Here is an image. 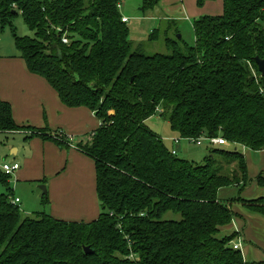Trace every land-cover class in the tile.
I'll return each instance as SVG.
<instances>
[{
	"label": "trees",
	"instance_id": "1",
	"mask_svg": "<svg viewBox=\"0 0 264 264\" xmlns=\"http://www.w3.org/2000/svg\"><path fill=\"white\" fill-rule=\"evenodd\" d=\"M120 2L0 0L1 27L20 13L34 32L13 34L28 70L63 104L86 107L100 122L74 145L94 162L100 212L93 220L22 216L11 201L10 175L0 169V264H264L244 259L232 245L235 231L225 229L235 215L231 202L264 216V196L219 199L231 181L213 152L236 164L238 190L251 180L264 185V175L250 179L236 147H213L205 163L179 158L146 124L159 109L179 138L222 136L264 150V77L255 63L264 59V0H222L220 15L193 20L192 44L166 38L168 52L152 54L133 48ZM159 2L141 0L140 10ZM64 32L69 44L61 42ZM22 129L51 135L17 124L0 99V132ZM52 138L68 145L59 132ZM167 212L180 218H163Z\"/></svg>",
	"mask_w": 264,
	"mask_h": 264
},
{
	"label": "crops",
	"instance_id": "2",
	"mask_svg": "<svg viewBox=\"0 0 264 264\" xmlns=\"http://www.w3.org/2000/svg\"><path fill=\"white\" fill-rule=\"evenodd\" d=\"M0 99L10 104L17 124L30 126L46 135L51 134L43 139L39 134L30 136L32 130L28 134L21 130L3 132L9 135L20 133L23 140L29 143L30 150L24 154L22 161H11L19 164L16 181L46 185L47 204L51 202L49 214L55 218L68 221L95 219L100 212V205L95 191L94 162L72 144L87 141L89 134L100 125L94 113L83 106L68 107L63 104L47 80L30 72L25 61L17 55H0ZM58 132L71 134L73 139L68 140V145H60L52 138V134ZM177 147L176 150L180 151L181 146L178 144ZM9 151L11 155L18 154L12 146ZM257 152L259 162L246 161L250 179H254L258 173L264 175V150ZM9 185L15 197L10 181ZM242 193L245 199L264 196V186H258L256 181L251 180ZM236 212V224L226 226V231L239 230L242 235L239 247L245 259L261 260L257 258L260 255L257 243L264 240V216L249 213L241 207ZM260 245L264 246L263 243Z\"/></svg>",
	"mask_w": 264,
	"mask_h": 264
},
{
	"label": "rangeland",
	"instance_id": "3",
	"mask_svg": "<svg viewBox=\"0 0 264 264\" xmlns=\"http://www.w3.org/2000/svg\"><path fill=\"white\" fill-rule=\"evenodd\" d=\"M83 1L84 3H88L89 0ZM140 5L141 0H121L118 7L121 16H126L127 18V21L124 23H126L129 29L128 39L131 41L133 48H137L139 50L141 49L144 53L148 54L167 53L168 49L164 43L166 38L171 40L183 39V41L186 43L192 44L194 42V31L192 27L193 20L202 15H220L223 9L222 0H208L205 1L201 6L197 5L195 0H160L156 7L145 12H141ZM57 29L60 30V28ZM14 33L18 36H34V32L30 30L24 23L20 13L10 20V24L5 25L4 27H1L0 25L1 56H18V51L14 45ZM150 34H156L157 39L154 41H149ZM61 42L63 44L70 43V38L67 32H64L61 36ZM160 111L161 110L158 109V112ZM158 112L146 120V124L154 133L161 137L163 143L170 149H174L175 145L177 144L174 143L173 140L175 138L178 139L181 150H176V154L179 158L194 160L197 163H205L208 155L212 154L211 149L213 147L225 148L228 150H232L234 147H236V149L245 156V159L248 163L259 162V152L251 151L245 146L235 143L230 144L226 140L225 143L221 144L220 146L218 144L216 145L215 143L209 142L210 138L220 137L225 139L222 136L208 137L201 135L194 140L195 142L200 140V145H196L193 139L188 141L186 139L179 138V136L171 130L167 120L162 118ZM21 131L28 134L30 130L22 129ZM93 133L94 131L91 132V134ZM65 136H68L69 138L71 137V140L73 139L71 134H67ZM72 144L75 145V142ZM11 146L17 149V155H11L9 151ZM29 150V143L23 140V137L20 133L9 135L7 133L0 132V167L3 163H11L13 160L21 162L24 154ZM213 153L216 161L215 164L217 167H219L220 173L231 181L229 185L220 188L218 193L219 199L223 201L227 200V202L230 203V199L244 197L242 192L246 187L249 186L250 182L247 183L243 189L238 190L240 187L234 186L235 181L232 176L233 171H235L237 168L236 164L234 162H229L221 154H216L215 152ZM10 179V183L13 186V195L20 199V202L18 201L16 204H18L22 216H33L34 213L37 212H45L48 214L51 212V202L50 204H47L48 200L43 202V199L39 196L40 190L38 186L44 184L31 181H16V171L10 174ZM257 185L261 187L264 186L259 184ZM4 190L5 189L0 185V192H3ZM46 191L48 196L47 187ZM248 199L249 198L246 200ZM231 203L232 204L230 205V208L233 209L235 215L227 225L229 227L235 223L234 218L237 215L236 209L238 211V208L241 207L245 211L249 212L240 202ZM163 218L179 219L180 215L167 212L164 214ZM234 231L236 233V238L234 241H232V245L234 246V244L238 242V245L240 246L242 243V235L240 234L239 230L234 229ZM223 233L224 232L222 231L220 235ZM261 243L264 244V240H262L260 243H257V246L260 249V255H258L259 257L257 258L264 259V246H261ZM239 250L242 254V257L244 258L242 249Z\"/></svg>",
	"mask_w": 264,
	"mask_h": 264
},
{
	"label": "built area",
	"instance_id": "4",
	"mask_svg": "<svg viewBox=\"0 0 264 264\" xmlns=\"http://www.w3.org/2000/svg\"><path fill=\"white\" fill-rule=\"evenodd\" d=\"M122 21H123V22H126V21H127V18H126V17H123V18H122ZM67 137H68V136H67ZM68 140H71V137H70V138L68 137ZM173 141H174V143H177V144L175 145L174 149L172 150V152L175 153V151H176L175 148H176V146L179 144V142H178V139H176V138H175ZM193 141H194V140H193ZM194 142H195V141H194ZM209 142L215 143L216 145H217V144H218V145H221V144H224V143H225V139L220 138V137L210 138V139H209ZM195 144H196V145H200V144H201L200 140L196 141ZM18 168H19V164H18L17 162H13V163H3V164L1 165V167H0V169H1L5 174H8V175H10L12 172L16 171ZM11 201H12L13 203H17V202L19 201V199H18V198H15V197H11ZM238 244H239V243H237V244L235 243L233 247H234V248H240Z\"/></svg>",
	"mask_w": 264,
	"mask_h": 264
},
{
	"label": "water",
	"instance_id": "5",
	"mask_svg": "<svg viewBox=\"0 0 264 264\" xmlns=\"http://www.w3.org/2000/svg\"><path fill=\"white\" fill-rule=\"evenodd\" d=\"M255 63H256V65H257V69H258L260 75H261L262 77H264V59L259 58V57H255ZM38 188H39L40 191H41V193H40V197H42V196H46V194H47L46 186H45V185H39ZM84 251H85L86 253H92V250H90L88 246L84 247Z\"/></svg>",
	"mask_w": 264,
	"mask_h": 264
}]
</instances>
